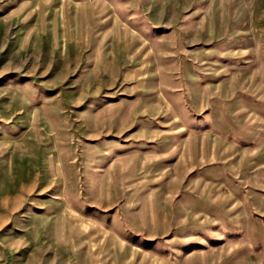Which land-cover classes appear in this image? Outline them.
I'll use <instances>...</instances> for the list:
<instances>
[{"label": "rangeland", "instance_id": "rangeland-1", "mask_svg": "<svg viewBox=\"0 0 264 264\" xmlns=\"http://www.w3.org/2000/svg\"><path fill=\"white\" fill-rule=\"evenodd\" d=\"M0 264H264V0H0Z\"/></svg>", "mask_w": 264, "mask_h": 264}]
</instances>
